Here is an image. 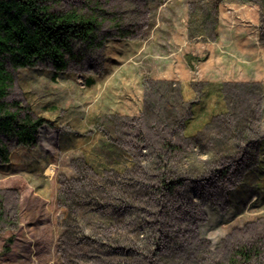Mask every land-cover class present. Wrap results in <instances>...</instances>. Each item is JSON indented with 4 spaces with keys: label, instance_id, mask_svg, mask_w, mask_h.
<instances>
[{
    "label": "rangeland",
    "instance_id": "1",
    "mask_svg": "<svg viewBox=\"0 0 264 264\" xmlns=\"http://www.w3.org/2000/svg\"><path fill=\"white\" fill-rule=\"evenodd\" d=\"M48 3L99 23L6 64L0 264H264V0Z\"/></svg>",
    "mask_w": 264,
    "mask_h": 264
},
{
    "label": "trees",
    "instance_id": "2",
    "mask_svg": "<svg viewBox=\"0 0 264 264\" xmlns=\"http://www.w3.org/2000/svg\"><path fill=\"white\" fill-rule=\"evenodd\" d=\"M49 1L52 0H0V130L14 134L22 144L36 141L35 132L44 120L28 114L20 117L19 102L4 100L13 82L7 62L14 67H26L38 59H48L57 70H62L67 66L66 55L76 43H93L99 23L95 15L54 11ZM5 152L0 141L3 158ZM163 183L169 190L176 186V181Z\"/></svg>",
    "mask_w": 264,
    "mask_h": 264
}]
</instances>
